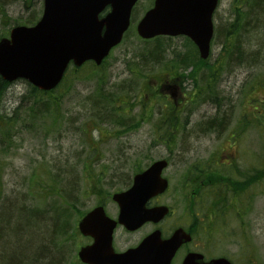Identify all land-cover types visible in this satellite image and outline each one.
Instances as JSON below:
<instances>
[{"label":"rangeland","instance_id":"rangeland-1","mask_svg":"<svg viewBox=\"0 0 264 264\" xmlns=\"http://www.w3.org/2000/svg\"><path fill=\"white\" fill-rule=\"evenodd\" d=\"M152 1L137 2L126 40L110 52L102 67L94 73L89 67L77 73L68 71L63 84L52 94L59 99V109L53 113L31 119L26 113L29 100H22L28 95L26 82L11 83L0 101V116L13 118L7 137L0 134V191L4 199L0 206L19 204L51 213L53 208L60 207L58 188L63 194L72 175L77 179L76 203L71 213L84 214L101 202L110 213L111 195L128 188L136 173L159 159L168 162L162 173L168 181V190L158 199L165 205L187 204L192 172L215 168L210 159L222 161L230 151L235 153L243 170L252 167L264 173V50L255 66L215 68L214 63L220 57V61L227 57L219 35L214 37L204 67L183 68L181 76L175 79H168L160 67H153L145 73L151 74V78L135 80V92L129 94L132 97L117 96L128 102L125 118L138 123L134 129L120 132L121 127H113L109 122L96 124L93 110L87 105L89 97L94 96L98 79L102 88L110 91L116 90V84L126 85L134 79L125 61L138 47L135 26ZM232 1L221 0L217 13H230ZM3 11L6 17L0 16V35L23 25L32 11H42V0L27 4L24 0H5ZM262 35L253 32L248 36L250 44L244 47L257 50L255 46L264 41ZM230 41L226 37L225 46ZM172 44L180 49L182 40L176 39ZM210 75L217 95L215 100L205 101L204 95L196 93L203 89ZM122 90H126L125 86ZM160 91L165 95H158ZM218 112L229 117L220 138L212 132L195 131L198 121ZM231 135L234 137L230 138ZM234 138L238 141L236 145ZM200 177L196 172L192 177L194 183ZM186 182H189L187 189ZM242 200V206L234 205L233 210H227L224 232L217 231L213 237L217 240L212 243L214 257L225 255L233 264H264V175L255 183L252 194L247 198L243 195ZM70 219L76 227L80 217ZM224 236L225 241L219 243ZM76 241L67 249L66 261L60 264H76L77 251L86 242L81 236ZM59 245L55 243V254L62 251Z\"/></svg>","mask_w":264,"mask_h":264},{"label":"water","instance_id":"water-1","mask_svg":"<svg viewBox=\"0 0 264 264\" xmlns=\"http://www.w3.org/2000/svg\"><path fill=\"white\" fill-rule=\"evenodd\" d=\"M138 0H42V14L31 27L16 26L8 38L0 39V78L12 83L24 80L40 91H50L62 81L68 66L80 67L91 61L96 66L117 46L130 24L131 11ZM218 0H154L136 25L144 40L156 36H185L197 48L199 57L209 55L212 38L211 17ZM107 12L103 14L105 11ZM167 162L158 160L133 177L132 185L115 193L116 221L108 218L102 206L78 223L79 232L91 237L90 245L80 248L78 258L85 264H169L178 246L188 237L176 232L161 240L154 232L137 248L115 254L111 235L116 224L134 231L146 222H158L166 207L146 209L148 201L167 189L162 171ZM184 264H231L225 258L203 263L191 255Z\"/></svg>","mask_w":264,"mask_h":264},{"label":"trees","instance_id":"trees-1","mask_svg":"<svg viewBox=\"0 0 264 264\" xmlns=\"http://www.w3.org/2000/svg\"><path fill=\"white\" fill-rule=\"evenodd\" d=\"M25 4L33 2V0H24ZM5 0H0V16L6 17L3 11V5ZM257 12V11H256ZM41 11H32L28 18L23 20V25L31 26L36 23L39 19ZM260 14V13H259ZM259 21L264 22L262 11L259 16ZM252 15L244 21L242 30L240 28L234 29L233 26L228 28L227 37L228 41L232 37V40L225 46V52L227 57H221L214 64L215 68L226 65L228 68L233 66H255L259 63L261 51L264 50L262 45L255 46L259 50H247L244 46L250 44L249 35H252L253 28L251 25ZM232 29V30H231ZM241 32H240V30ZM231 30V31H229ZM239 30V31H238ZM233 31V32H232ZM238 33H240L239 36ZM7 31L0 35V39L6 37ZM233 35V36H232ZM128 32L124 36L126 40ZM241 36V39H240ZM176 39H181V48L174 47L172 42ZM138 44L136 51L131 55L129 60L125 61L127 70L133 74L134 79H131L129 83L116 84V90L110 91V89H103L101 80L98 79L97 88L92 93L94 96L89 97V108L92 111L93 117L96 120V124L103 122H109L113 127H121L120 132H127L134 129L138 123H133V120L129 117L125 118L126 112L129 108L128 102L122 101L121 97L129 99L132 97L131 92L135 90V80H147L151 78V74L148 76L145 74L148 70L153 67H160L161 73L165 77L173 78L180 77L183 68L192 66L194 69L204 67V60L199 58L198 52L192 42L185 38H171L159 36L150 40H141L138 38ZM248 51L249 53H247ZM259 55V56H258ZM220 61V62H219ZM105 62V61H104ZM103 62V63H104ZM102 63V64H103ZM101 64V65H102ZM93 63H85L80 68L71 66L59 86H61L67 77L68 71L72 70L74 73L79 72L83 67H89L93 73L98 67ZM201 78L200 81H202ZM202 87L198 89L196 95H204L205 101L215 100L214 95L217 93L212 88L213 80L212 75L206 77ZM211 81V82H210ZM27 85V93L22 97V100H29L28 103V115L31 119L35 118L36 115H47L51 114L59 109V99L52 94L55 90L44 93L34 88L32 85ZM11 83H7L0 78V101L5 96V92L9 88ZM58 86V87H59ZM125 86L126 90L122 88ZM196 89V88H195ZM195 89H192V95H195ZM115 91V92H114ZM118 91H120L118 93ZM135 92V91H134ZM165 95L162 91L158 95ZM122 95L121 97H117ZM46 96L47 98L42 100L40 97ZM88 97L86 98V100ZM207 99V100H206ZM193 100V96H192ZM222 121H217L218 116L208 117L202 119L195 124V131L197 133H204L205 130H213L214 127H220L225 123V118L228 117L222 115ZM13 123V118L9 116H0V134L6 138L9 133V127ZM174 124V123H173ZM258 173V172H257ZM264 175L263 172L258 173V180ZM76 177L70 175L65 186V191L62 189L61 194L58 188V194H56L60 207L53 208L51 213L46 212L44 209L40 210L37 208L29 209V207L19 206V204L1 205L0 206V264H60L66 261L67 249L71 248V243L76 242L77 230L73 223H71V216L76 220L82 216L83 213L80 211H74L71 213V207L76 203V195L74 192V186L76 184ZM125 183H129L125 182ZM0 191V202L4 201ZM75 197H74V196ZM228 201V200H227ZM4 203V202H3ZM103 204V202H101ZM100 203V204H101ZM228 203V202H226ZM68 204V205H67ZM55 240V241H54ZM61 241V247L59 245ZM62 248L59 254H55V243ZM58 242V243H57ZM64 246L65 248H63ZM65 250V251H64Z\"/></svg>","mask_w":264,"mask_h":264},{"label":"flooded vegetation","instance_id":"flooded-vegetation-1","mask_svg":"<svg viewBox=\"0 0 264 264\" xmlns=\"http://www.w3.org/2000/svg\"><path fill=\"white\" fill-rule=\"evenodd\" d=\"M220 3L221 0H218L217 7L212 13L211 22L213 37L219 35V43L223 47L222 51H225L228 28L233 26L234 29L238 27L242 30L243 20L247 19L249 15H252L251 26L254 27L253 32L257 34L258 32L259 34L262 32V36H264V22L262 23L258 19L261 11L264 19V0H233L231 3L232 11L230 13H217ZM213 40L214 38L211 41L212 44ZM262 47H264V41ZM256 49L259 50L258 48ZM214 116H218L217 121H222L223 119L222 114L219 112L214 114ZM207 118L205 117V119ZM228 122L229 117L227 120L225 118V123L219 128L214 127L213 130L208 129L204 133L212 132L215 137L220 138ZM233 137V135L230 136V138ZM237 142L236 138H234L233 145H236ZM230 152V155L222 157V161L210 159L215 168L210 169L208 167L209 169L206 168L203 171L195 170L202 176L198 179V182L196 180L194 183L192 177H194L196 172H192L193 176L189 179V182L192 181L191 188L187 191L188 203L183 205V207L178 204L165 205L158 201L160 198L158 196L148 201L145 207L146 209L166 207L168 211L161 220L158 222H146L134 231H128L123 226L117 224L111 235L113 252L115 254H123L130 249L137 248L146 237L154 232L160 234L161 240H167L174 233L182 232L181 234L188 237L189 240L183 241L178 246L169 264H184L185 259L191 255L200 256L203 263H208L217 258H225V255L214 257L215 245H212V243H216L217 240L215 238L213 240V237L217 231L221 232L222 230L224 232L227 210H233L234 205L242 206V196L245 195L246 198L250 196L258 180L256 170L252 167L246 170L240 168L237 156H235L234 152ZM176 164L178 166V163ZM189 182H186V189ZM105 213L111 220L116 221L119 214L118 205L116 203L111 204L110 213ZM238 214L240 213L238 212L237 216ZM79 236L78 233L77 238ZM83 238L86 242L80 248L92 243L90 237ZM223 241H225V236L219 238V243ZM76 257V264H84L78 258V251Z\"/></svg>","mask_w":264,"mask_h":264}]
</instances>
